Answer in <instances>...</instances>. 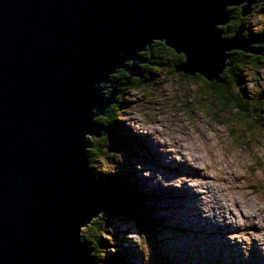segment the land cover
I'll use <instances>...</instances> for the list:
<instances>
[{
  "label": "water",
  "instance_id": "1",
  "mask_svg": "<svg viewBox=\"0 0 264 264\" xmlns=\"http://www.w3.org/2000/svg\"><path fill=\"white\" fill-rule=\"evenodd\" d=\"M238 2L0 0V264H102L78 234L92 215L116 208L85 138L113 127L93 117L117 103L119 84L144 77L138 50L150 51L153 38L185 51L174 71L208 81H221L231 51L261 54L243 27L232 38L215 27L232 7L247 15L241 4L226 11ZM119 66L126 81L105 96L99 82Z\"/></svg>",
  "mask_w": 264,
  "mask_h": 264
},
{
  "label": "rangeland",
  "instance_id": "2",
  "mask_svg": "<svg viewBox=\"0 0 264 264\" xmlns=\"http://www.w3.org/2000/svg\"><path fill=\"white\" fill-rule=\"evenodd\" d=\"M256 56H247L246 61L248 62L244 65L255 67L264 64V56L259 60ZM145 57L148 62L141 66L143 69H148V78H133L131 84L121 85L117 96V106L113 108L112 113L108 114V117L114 118L117 112L131 103L125 99L126 95L135 94L136 91L141 90L142 86L158 80L164 69H169L170 71L164 75L165 81L169 76L173 77L169 87L174 91L177 87L183 90L185 100L189 95L194 97L196 107H191L193 101H188V115L195 116L204 122L217 136L220 135L219 130H222L223 142L230 149L233 160L241 167L247 165L246 171L252 176L239 177V180L243 179L247 183L249 179L257 175L264 177V100L258 98L261 92L250 97L247 90L242 89L240 97L246 111H239L233 106L225 108L208 91L203 76L193 77L174 71L171 65L174 62L172 61L175 58L174 55L163 53L161 61L165 64L160 66L155 65L150 56L145 55ZM124 73L121 69L113 74V77L121 78ZM241 74L243 75L242 70ZM125 81L121 80V82ZM106 116H98L97 120L107 119ZM233 122L239 127L233 126ZM114 130H117L114 142L112 144L109 142V146L102 148L100 157L107 159L111 149L124 153V162L117 163L118 171L115 174L120 179L117 183L120 185L119 189L125 194L135 192L133 194L135 198L129 201L123 199L122 211L114 215L107 214L108 224L116 228L114 236L118 250L116 253L109 252L103 261L98 259L101 263L145 264L143 253L136 242L126 237V233L132 231L129 236L140 243H147V237L143 233L148 235L151 245V258L148 264H264V252L256 247L255 242L250 255L245 258L239 243L227 239L229 231L239 229H233L230 224L217 223L213 218L202 216L198 206L199 200L196 198L199 194L187 197L182 192L183 187L181 189L174 187L182 192L181 197L174 199V197L165 195L169 189L175 190L173 186L164 187L159 181H155V178L142 175V169L136 168L137 163L147 168V163L158 162L154 157L155 154L169 161L167 156L170 153L160 152V145L154 142L150 135L149 140L147 138L145 141L125 122L119 120L115 122ZM201 138H203L202 134ZM202 150V145L197 146L195 143H190V153ZM169 162H171L170 168L173 169L170 173L175 177L178 176V173H181L179 169L183 167L181 162L174 159ZM194 172L199 173V170H194ZM191 174L194 175L188 173V175ZM247 190L255 194L257 184H248ZM249 227L255 230L253 227L256 226L250 225ZM100 241L101 246L106 248L109 246L106 239L101 238Z\"/></svg>",
  "mask_w": 264,
  "mask_h": 264
},
{
  "label": "clouds",
  "instance_id": "3",
  "mask_svg": "<svg viewBox=\"0 0 264 264\" xmlns=\"http://www.w3.org/2000/svg\"><path fill=\"white\" fill-rule=\"evenodd\" d=\"M232 4L243 5V11L247 7L248 11H244L247 15L241 19L240 27L235 31L230 26L219 27L222 24L227 25L229 20L237 17L235 10L230 11V18L224 23H217L215 26L221 32V38L234 37L242 27L241 35L245 38L252 34L264 33V0H240L238 3L226 5V11H229V5ZM245 28L247 32L244 31ZM160 40L166 41L164 38H153L152 46ZM258 41L264 42V40H254L252 44ZM147 49H149L147 46L139 49L138 55L144 57L143 54ZM180 52L185 53L183 50ZM226 52L229 53V49H226ZM124 63L132 65L134 61L127 59ZM123 68L125 67H117L115 71L109 74L108 81L99 82V87L105 96L113 91V82L118 81L113 78V74ZM169 71V69H164L158 80L147 86H142L141 90L136 91L135 94L126 95L125 99L131 103L115 114L114 121L125 122L137 134L150 135L153 141L160 145V152L170 153L167 156L169 161L174 159L177 162H185L192 168L199 170V175L181 174L172 179H165L162 173L157 172L155 181H159L164 187L182 188L187 185L198 193V206L202 216L213 218L214 222L217 223L230 224L233 229H239L229 231L227 239L239 243L245 258L250 255L254 242L256 247L264 252V177L257 175L249 179L247 183L243 179L239 182L235 179V177H251L252 174L246 171L247 165L241 167L233 160L230 149L223 142L222 130H219L220 135L217 136L204 122L195 116L188 115V101H193L190 106L196 107L194 97L189 95L185 100L183 90L177 87L174 91L169 87L173 77L169 76L167 81L164 80V75ZM242 72L241 81L239 83L232 82L230 85L232 94L240 96L242 89H246L250 97L264 92V64L255 67L244 65ZM220 73L221 71L218 75ZM114 103H116V99L108 106L105 115L112 113ZM92 111L95 112L96 109L93 108ZM100 115H95L93 119L97 121V117ZM114 121H110L109 125ZM233 126L239 127L235 125V122H233ZM89 134L93 133H85V138L88 141H90ZM201 134L203 138H201ZM190 143H195L197 146L202 145L203 150L190 153ZM89 146L86 150L89 153V166L91 168L105 175L117 173V163H123L125 160L122 151L111 149L107 159L104 157L94 159L93 154L89 151ZM136 168L142 169L144 177L152 176L150 168H144L139 163L136 164ZM197 176L200 178L195 179ZM248 184H257L255 194L247 190ZM108 219L106 211L100 210L79 226L78 234L81 242H87L92 249L90 255L97 257L100 261H103L109 252L116 253L118 250L114 236L116 228L108 224ZM250 225H255V230H252ZM97 226L100 229L99 234H97ZM130 232L132 231L126 233V237L136 242L139 250L143 253L145 264H148L151 258V245L148 235L141 232L147 237V243H140L129 236ZM101 238L109 242L107 248L101 246L100 242L97 246L96 240L100 241Z\"/></svg>",
  "mask_w": 264,
  "mask_h": 264
},
{
  "label": "trees",
  "instance_id": "4",
  "mask_svg": "<svg viewBox=\"0 0 264 264\" xmlns=\"http://www.w3.org/2000/svg\"><path fill=\"white\" fill-rule=\"evenodd\" d=\"M233 10H235L237 12V17L235 19L230 20V22L225 25L223 28L226 27H231L233 29V31H235L238 26L240 25L241 19L244 17L242 15V10L241 7H232ZM245 32H247L246 28L244 29ZM250 38H253V40H264V35L259 34H252L250 36ZM264 42H256V46L260 47L262 49L263 52V45ZM171 54L174 55V59L172 61H174L171 65L173 66L172 68H174L176 65H178L180 62H182L184 60V56L182 54H177L173 49L169 48L166 46V44H164V42L158 41L156 43H154L152 51L145 53V55H150V58L153 60V63L155 65H162L165 64V62H162V54ZM231 57L229 58V62L230 65L228 67H226L223 71V73L221 74V81H208L205 78V83L207 85V89L208 91L214 96L215 99H217V101L225 108L233 106L235 109H238L239 111H246L244 109V105L242 103V98L240 96H236L234 94H232L231 90H230V85L232 82H237L239 83L243 77V75L241 74V70H242V66L248 62L246 61V57L250 56V57H255L256 55H251L249 53H245L243 51H239V50H234L230 52ZM264 53H261V56H256L259 60V58H261ZM254 63L255 60H253ZM169 65V64H167ZM183 74V73H182ZM124 76H122L121 78L118 79L119 83H122L121 80H126L127 78V74L126 72L123 74ZM196 77H200L201 75H194ZM193 76V77H194ZM140 79V78H139ZM134 80L133 78L130 79V84L131 81ZM117 106V104L113 105V108ZM107 119L102 118L100 119L101 122L105 123V124H109L110 121H114V118L112 117H108V115L106 116ZM115 122L114 121L111 125L113 127V132L107 136H104L103 138L100 139H96L94 137L89 138L90 139V143H91V147L89 148V151L93 154V158H97L101 156V151L103 147H106L107 145L109 146V142L112 144L114 142V137L117 135V130H114L115 128ZM93 169V168H92ZM99 178L107 180L110 182L112 188L114 189L115 193H117V196L115 197V201H116V208L111 209L106 211V213L108 215H114L120 211L123 210V199L126 200H131L135 198V195H133L135 192H127L126 194L121 191L118 187L120 186L117 182H120L119 176L116 174L113 175H105L103 173H100L98 171H96L95 169H93ZM130 191V190H129ZM99 227L97 226V233L99 234ZM99 242L100 244H102L101 241H99L98 239L96 240V243L98 244L97 246H99ZM97 258V257H96ZM102 264H106V263H102ZM108 264V263H107Z\"/></svg>",
  "mask_w": 264,
  "mask_h": 264
},
{
  "label": "bare ground",
  "instance_id": "5",
  "mask_svg": "<svg viewBox=\"0 0 264 264\" xmlns=\"http://www.w3.org/2000/svg\"><path fill=\"white\" fill-rule=\"evenodd\" d=\"M138 135H141V137L146 141L147 140V138H148V140H149V135H146V134H138ZM144 141V142H145ZM149 142V141H148ZM152 143V142H151ZM149 146V145H148ZM151 148V147H150ZM151 152L153 153V151L151 150ZM155 152V151H154ZM154 157L158 160V162H154V164H152V163H147L146 165H147V168H150L151 170H152V176H151V178H155V174L157 173V172H160V173H162L163 174V176L164 177H166V178H168V179H172V178H175V176L174 175H172L171 173H170V171L171 170H173V169H171L170 167H171V162H169V161H167V160H164L163 158H161V157H159V156H156V154L154 155ZM153 161H154V159H152ZM181 165L183 166L181 169H179L180 170V172L181 173H178V176L179 175H181V174H187L188 175V173L190 174V173H193L194 175L193 176H195V175H199V173H195L194 172V170H196V169H194V168H190L189 167V165L187 164V163H185V162H181ZM185 166V167H184ZM164 167V168H163ZM176 174V173H175ZM192 175V174H191ZM200 178V176H197V177H195V179H199ZM236 180L239 182L240 180H239V177H237L236 178ZM172 187V186H171ZM173 188H174V186H173ZM169 189V188H168ZM175 189V188H174ZM181 189V188H180ZM182 192L188 197V196H191V195H194V196H196V194H198V193H196V192H194L191 188H189L187 185H185L184 187H183V189H182ZM181 191H179V190H174V191H171L170 189H169V191H168V193L167 194H165V195H167V196H170V197H174V199H176L177 197H181V193H182ZM184 198V197H183ZM186 198V197H185ZM196 198L199 200V196H196ZM183 200V199H182ZM184 202V201H183ZM174 203V202H173ZM187 203V202H186ZM185 206H187V205H185ZM193 210V209H192ZM212 226V225H211ZM180 228V227H179ZM253 228H255V227H253ZM225 229V228H224Z\"/></svg>",
  "mask_w": 264,
  "mask_h": 264
},
{
  "label": "flooded vegetation",
  "instance_id": "6",
  "mask_svg": "<svg viewBox=\"0 0 264 264\" xmlns=\"http://www.w3.org/2000/svg\"><path fill=\"white\" fill-rule=\"evenodd\" d=\"M250 38V37H249ZM256 43H254V45H255ZM264 48V47H263ZM150 51H152V49L150 50ZM149 52V51H148ZM148 52H146V53H148ZM262 53H264V49H263V52ZM250 54V53H249ZM145 55V54H144ZM251 55H255V54H251ZM261 54H259V55H257V56H260ZM147 56H150V55H147ZM144 70V77L143 78H145V79H147L148 78V76H149V71H148V69L146 70V69H143ZM125 72V71H124ZM127 74V73H126ZM114 79H119V78H116V77H113ZM115 82H118V81H115ZM130 83V82H129Z\"/></svg>",
  "mask_w": 264,
  "mask_h": 264
}]
</instances>
